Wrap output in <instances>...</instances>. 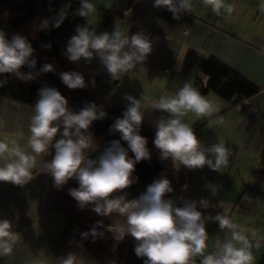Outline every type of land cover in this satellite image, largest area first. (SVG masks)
I'll list each match as a JSON object with an SVG mask.
<instances>
[{
  "label": "clouds",
  "instance_id": "clouds-1",
  "mask_svg": "<svg viewBox=\"0 0 264 264\" xmlns=\"http://www.w3.org/2000/svg\"><path fill=\"white\" fill-rule=\"evenodd\" d=\"M203 4L217 16L222 11L229 15L234 11V6L225 0H203ZM153 7L166 9L177 20L182 13L193 10L192 0H154ZM69 8L70 4L59 9L51 20H42L36 26L37 30L59 28L67 18ZM258 8L264 13V0ZM95 11L92 0H81L74 15L87 20ZM90 25V22L77 25L64 54L74 63L82 59L91 63L98 57L113 81L120 80L146 62L153 50L152 40L143 31L129 36L117 25L112 32L97 34ZM184 35H189V31L185 30ZM42 47L50 49L51 45ZM34 51L27 37L14 34L8 39L0 30V87L8 84V75L28 82L41 74L56 71L51 63H45L38 72L35 71L37 60ZM25 67L30 71H22ZM181 69L182 65H178L175 70L179 72ZM60 79L69 89L86 87L84 76L76 71L62 72ZM92 85L95 86V80ZM124 99L130 103L122 118H115L109 129L111 134L119 133L120 139L109 141L96 158H91L90 153L97 152L98 145L89 129L94 121L106 118L103 107L87 103L77 113L69 108L68 100L58 89L41 87L32 108L26 144L13 141L9 148L7 144L0 143V160L3 161L0 164V182L23 187L32 180L37 159L54 149L52 159L43 161V172L53 178L54 187L59 190L75 179L78 187L69 189V195L80 209L90 207L101 217L114 214L123 217V222L108 225L106 230L118 241L131 235L136 241L135 254L138 258H145L144 264H254L253 250L264 245V235L255 230L247 234L244 227L233 221L228 208H222L223 211L215 216H206L198 209L216 205L203 197L198 201L179 197L181 206H178L175 200L166 198L174 191L166 176L155 179L138 198L128 199L126 194H122L139 179L133 178L136 164L151 159L148 141L140 135L147 108L167 114L155 124L154 145L162 160L170 159L175 166L182 165L190 170L207 166L212 171L221 172V169L228 168L233 149L219 138L205 146L193 127L185 122L189 113L211 118L219 112V107L190 81H185L173 94L162 92L149 107H145V95L137 99L125 94ZM232 99H236V94ZM209 122L223 124L224 119L217 116ZM58 134L61 138L56 139ZM121 140L127 143V148L122 146ZM129 150L134 158L129 156ZM187 187L182 186V191ZM205 188L210 190L212 197L217 196L220 190V186L212 183H206ZM208 221L218 222L220 230L225 232L223 241L216 244L211 252L207 251L209 235L205 225ZM104 227L103 220H99L80 235L85 240L92 237L94 242L104 235L103 231H98ZM19 240L20 234L13 230L12 223L8 219H0V257L11 256ZM56 264L92 262L76 253H69L59 258Z\"/></svg>",
  "mask_w": 264,
  "mask_h": 264
},
{
  "label": "crops",
  "instance_id": "crops-1",
  "mask_svg": "<svg viewBox=\"0 0 264 264\" xmlns=\"http://www.w3.org/2000/svg\"><path fill=\"white\" fill-rule=\"evenodd\" d=\"M114 1L92 0L96 11L87 21L97 34L112 32L118 25L129 36L143 31L153 42L147 61L116 82L113 95L118 105L130 103L124 99L125 94L137 99L145 95L144 104L149 107L162 92L173 94L185 81L198 88L197 84L207 79L198 69L207 56L224 62L258 87L241 102L244 108L239 103L230 105L212 90L198 88L214 101L219 112L211 118L189 113L185 122L205 146L219 138L233 149L234 155L229 167L221 172L207 166L196 170L174 166L184 175L182 186H188L183 191L186 199L198 201L203 197L216 205L198 209L204 215L215 216L222 208H228L233 221L244 227L247 234L255 230L264 235V13L258 8L262 0H225L234 6V11L230 15L222 11L219 16L203 0H192V12L182 13L179 20L164 8H154V0H133L122 16L113 15L107 20ZM185 30L189 35H184ZM75 64L89 76L105 68L98 57L91 63L82 59ZM178 65H182L179 72L175 70ZM32 108L0 97V143L9 148L13 141L26 144ZM162 116L167 114L147 108L143 121L155 125ZM217 116L223 117V124L209 122ZM45 157L37 159L33 178L23 187L0 182V219H8L20 234L12 255L0 257V264H56L69 253L100 264L67 227L65 213L47 173L43 172ZM206 183L220 186L217 196H211ZM205 227L209 235L207 251L211 252L223 241L225 232L215 221L206 222ZM253 252L254 264H264V245Z\"/></svg>",
  "mask_w": 264,
  "mask_h": 264
},
{
  "label": "trees",
  "instance_id": "trees-1",
  "mask_svg": "<svg viewBox=\"0 0 264 264\" xmlns=\"http://www.w3.org/2000/svg\"><path fill=\"white\" fill-rule=\"evenodd\" d=\"M133 0H115L109 9L106 19L109 20L113 15L122 16L125 10L130 7ZM70 4L68 16L59 28L50 27L45 30H37L40 22L44 19L51 20L58 10ZM81 5V0H0V30L6 33V37L11 39L14 34L27 37L34 48V58L37 60L35 71L45 63L54 65L56 71L39 75L35 80L24 82L8 75V84L0 87V97L33 107L38 99V90L41 87H55L69 102V108L74 112H79L87 103H95L102 106L107 116L103 120L94 121L89 131L92 133L98 151L90 153L91 158H96L109 141L119 140L120 134L109 132L110 126L115 118H122L123 111L128 105L120 106L114 100L113 81L106 68L97 74L89 76L83 73L74 62H70L66 56L67 42L75 34L77 25H87L88 21L78 15H74L76 9ZM106 20V21H107ZM92 28V26L90 25ZM50 44L51 48H43L42 45ZM201 73L207 79L205 83H198L201 91L212 90L223 97L230 105L243 102L250 95L258 90V87L250 80L242 76L239 72L226 65L214 56H207L198 66ZM22 71H30L23 68ZM76 71L84 76L86 87L83 89H69L60 79V73ZM95 80V86L92 81ZM236 99L233 100V95ZM156 128L155 125L142 122L140 135L147 141L150 151V160L141 161L136 164L133 178L138 177L136 183L125 190L128 199L138 198L146 191L147 186L155 179L166 176L174 189L173 193L166 198H171L181 206L179 197H184L182 183L184 175L178 171L172 161L162 160L160 152L154 145ZM61 138L58 134L56 139ZM123 147L127 148V143L121 140ZM54 155V149H50L45 161H50ZM129 156L134 158V154L129 150ZM52 187L55 191L59 205L65 213L67 227L71 229L74 237L80 241L86 249L100 262V264H144L145 258H138L134 248L136 241L131 235H127L123 240L118 241L107 226L123 222V217L113 215L111 217H101L91 211L90 207L80 209L77 202L69 195V189L77 188L78 182L70 180L61 189L54 187L53 178L47 174ZM186 199V198H185ZM103 220L104 228L102 237H97L93 242L92 237L82 239L80 233L89 231L95 222Z\"/></svg>",
  "mask_w": 264,
  "mask_h": 264
},
{
  "label": "built area",
  "instance_id": "built-area-1",
  "mask_svg": "<svg viewBox=\"0 0 264 264\" xmlns=\"http://www.w3.org/2000/svg\"><path fill=\"white\" fill-rule=\"evenodd\" d=\"M239 105H240L242 108H244V107H245V105H244V104H242V103H239ZM262 116H263V118H264V111L262 112Z\"/></svg>",
  "mask_w": 264,
  "mask_h": 264
}]
</instances>
